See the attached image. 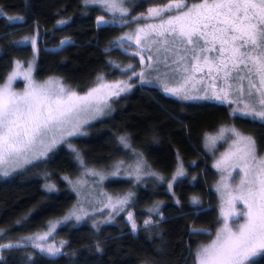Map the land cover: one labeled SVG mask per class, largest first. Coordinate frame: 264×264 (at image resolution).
Masks as SVG:
<instances>
[{
	"label": "trees",
	"instance_id": "trees-1",
	"mask_svg": "<svg viewBox=\"0 0 264 264\" xmlns=\"http://www.w3.org/2000/svg\"><path fill=\"white\" fill-rule=\"evenodd\" d=\"M167 1L125 0L128 14L119 19L127 22L100 25L109 13L99 2L0 0V86L16 60L34 57L38 81L57 77L78 92L100 80L128 83L84 133L0 173V244L11 245L1 249L0 264H194L198 248L215 238L222 175L208 136L234 127L255 135L260 152L264 128L226 103L187 101L145 78L152 59L122 36L144 21L135 15ZM109 198L111 211L99 210ZM47 231L65 243L58 256L36 247ZM252 262L264 264V253Z\"/></svg>",
	"mask_w": 264,
	"mask_h": 264
},
{
	"label": "snow or ice",
	"instance_id": "snow-or-ice-1",
	"mask_svg": "<svg viewBox=\"0 0 264 264\" xmlns=\"http://www.w3.org/2000/svg\"><path fill=\"white\" fill-rule=\"evenodd\" d=\"M104 2L113 8L117 4V0ZM123 2L119 0L121 5ZM164 15L167 19H160L159 24L146 25L157 38L154 43L162 45L165 53L162 59L158 56L155 70L165 81L178 85L169 87L166 82L163 91L182 99L235 103L240 107L233 108V114L240 113L264 128V0H199L191 4L188 0H169L163 8L148 9L147 18ZM141 32L143 28L137 30V43ZM11 79L0 88V168L18 167L22 159L29 162V153L33 157L37 152L39 156L47 155L58 142L57 136L62 140L65 133L72 136L79 131L82 114H103L110 96L125 91L119 84L99 83L79 95L59 81L49 80L43 85L31 83L22 94H16L9 90ZM205 79L211 94L209 88L201 89L202 97L187 94L188 84L203 83ZM102 89L118 90L101 94ZM233 96L235 99H230ZM225 132L231 133V146L214 167L221 172L239 170L240 178L231 187V172L221 177L218 221L222 217V226L210 244L198 248L194 264H249L252 257L264 252V155L258 153L255 135H245L234 127L221 128L218 136L208 140L214 144L217 139H225ZM119 141L128 147L126 136L119 137ZM183 174L182 168L178 169L176 175ZM3 175L8 172L3 171ZM127 199L118 203L125 204ZM193 203H197L195 198ZM132 229L136 230L134 223ZM10 247L0 244V249ZM46 251L55 255L60 250L49 247Z\"/></svg>",
	"mask_w": 264,
	"mask_h": 264
},
{
	"label": "rangeland",
	"instance_id": "rangeland-1",
	"mask_svg": "<svg viewBox=\"0 0 264 264\" xmlns=\"http://www.w3.org/2000/svg\"><path fill=\"white\" fill-rule=\"evenodd\" d=\"M89 1L90 2H93V0H89ZM96 2L101 3L103 5V7L105 8V10L109 13L108 16H102L101 15V16L98 17L97 21H98V23L100 25H108V24H110V25H123V24H125L127 22V21H123V20H120L119 19L120 16H122V15L125 16L126 14H128L125 5H123V4L121 5L119 3V0H117V4H116V7L115 8L111 7L109 3H105L104 0H96ZM193 2H199V0H193V1L188 0V3L189 4H191ZM167 3H169V0L167 2H165V3H163V4L150 5L147 8L146 12L135 15L132 18V20H141L142 19L144 21L143 22H140L139 24L136 23L135 26L133 27L132 32L125 33L122 36V40L123 41L124 40H127L129 42V44H131L132 46L134 45V46L138 47L140 49V52L141 53L145 52L149 56H151L152 60L150 61V64L153 63L154 64V67H150L148 73L145 75V78L147 80L158 81L157 84L159 82H163V83H166L167 82V85L169 87H176V86H178L176 83H173L171 80L165 81V79L162 77L161 73H158L155 70V66L156 65L154 63V60L156 62L158 56L162 59L163 56L165 55V53L163 52V46L162 45L157 44V43H154V40H156L157 38L155 37L154 34L149 33V29L146 27V25H149V24H159L160 23V19H167V15H164V16H162L160 18H147L148 17V9H150V8H163ZM172 14L175 15L177 13L173 12ZM101 17H103V20L102 21L100 20ZM140 28H143L144 29V32L139 33V43H137V30L140 29ZM145 33H149V35L146 36ZM158 48L161 49V51L159 53L157 52V49ZM127 50L128 51H131L129 49H127ZM35 54L37 55V50H35ZM35 61H36L35 57H34V59H31L28 63H24L22 60H16V62L14 63V66L12 68V70L9 72L8 76L6 77V80L2 83V85L0 86V88H3L5 85L9 84V77H12L11 82H10V89L9 90L12 91V92H14V93H16V94H22L25 90H27L30 87V84L31 83L43 85V84H45L49 80L59 81L62 85L65 86L66 89L75 91L79 95H84L89 90L88 89L85 92H78V91H76L74 89H70V87L68 85H66L64 82H62L57 77H50V78H47V79L42 80V81L36 80L35 77H34ZM141 62L142 63H147V58L144 57V56H142ZM159 67L161 69H163V65L162 64L159 65ZM26 76L30 77V79H27ZM99 83L114 84V82H111L109 80H100L93 87H96ZM119 83L120 84H124V85H120L119 84V86L120 87H124L125 89L128 86V83H126L125 81H120ZM220 86L221 85H219V82H218L217 83V87H220ZM202 88H209V94H211L212 89L209 87V81L207 79H205V81L203 83H200L199 81H196L194 83L188 84L186 86V91H187V94L190 95V96H193V97H196V96L202 97V96H204V92L201 91ZM116 90H118V89H102L101 90V94H109L111 91H116ZM113 97H115V96H110L109 101H108V107H109V105H110L111 100H112ZM230 99H233L234 100L235 97L234 96L233 97H230ZM185 100H187V101H200V100H206V99H185ZM212 101L213 102L222 103V102L215 101V100H212ZM226 105H228L231 109L240 107V105H237L235 103H233L231 105H229V104L226 103ZM108 107H105L104 108L103 114H99V115H97L95 113L82 114L79 131H77L76 134H78V133L79 134L84 133L85 129L87 128V125L90 122H92V121H94V120L102 117L106 113V110L108 109ZM236 114L238 116H241L240 113H236ZM237 115H235V116H237ZM84 121H87V122L85 123ZM221 128H227V127L226 126L220 127L218 130L215 131V133L211 134L208 137L218 136L219 133H220ZM238 131H240V130H238ZM224 135H225V139H217L214 144L211 143L208 140V146H207L208 151L211 153V155L213 157H216L215 160H214V164L216 163L217 160H219L221 158L222 155H224L230 149L231 139H228V137L231 136V133L225 132ZM72 136H74V135H72ZM72 136H68L67 133H65L64 138L62 140L59 138V136H57L58 142L56 143V145H58V144H60V143H62L64 141L68 140ZM258 153L260 155H264V150L263 151H260V152L258 150ZM39 157H42V156H39L38 155V152H37V155L35 157H33V155L31 153H29L27 159L30 162V161H32L34 159H38ZM27 163L22 159L19 162V166L18 167L17 166H4L3 168H0V173L3 174V171H5V170L8 173H10V172L14 171L15 169H17V168H19V167H21V166H23V165H25ZM217 170L224 177H228L229 176V172H231V178L228 179V183H229V185L231 187H235V184L238 183L239 178H240V176L237 175V172L239 170H237V172H232L231 169H229L227 171H224V172H221V170H219V169H217ZM100 173L102 174V172H100ZM240 175H242V173ZM219 188H220V184H219L218 190H219ZM219 192H220V196H221V191L219 190ZM114 200L109 198L106 201V203H104V205H102L103 202H99L100 201L99 200L98 201V205H102L99 210H101V211L102 210H107V212L111 211V209L116 204ZM116 201L118 202V200H116ZM237 207H243V206L240 205V204H238ZM98 212H100V211L94 210V213H98ZM71 213L72 214L75 213V215H74L75 217L76 216H80L81 218H83V216H81V215H84V213H81V215H79V214H77L76 211L75 212H71ZM130 216L131 215L129 214V217ZM91 217L94 218V216L92 214H91ZM132 225H133V222H132ZM51 236H52V232L51 231H47V232L43 233L42 236H39V238L40 237H43V239H40V242L39 243H36V247H37V245H39V247H37V248L43 254H45L47 256H50V257H52V256H58L63 251V247H64V244L65 243L57 244L55 241L51 240ZM211 242H209V243H207L205 245H208ZM49 247L57 248L60 251L58 253H56L55 255H52V254H50L49 252L46 251V249H48ZM41 249H45V251H42ZM0 252H1V249H0ZM262 253H264V252H262ZM262 253H260L256 257H252L251 260H250V262H249V264H253L252 261L255 260L256 258H258Z\"/></svg>",
	"mask_w": 264,
	"mask_h": 264
}]
</instances>
